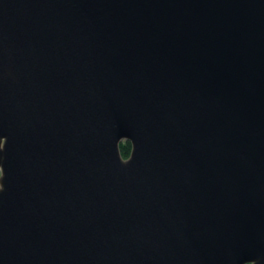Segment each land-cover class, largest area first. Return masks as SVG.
<instances>
[{
    "label": "water",
    "instance_id": "water-1",
    "mask_svg": "<svg viewBox=\"0 0 264 264\" xmlns=\"http://www.w3.org/2000/svg\"><path fill=\"white\" fill-rule=\"evenodd\" d=\"M0 140V264H264V0H0Z\"/></svg>",
    "mask_w": 264,
    "mask_h": 264
},
{
    "label": "trees",
    "instance_id": "trees-1",
    "mask_svg": "<svg viewBox=\"0 0 264 264\" xmlns=\"http://www.w3.org/2000/svg\"><path fill=\"white\" fill-rule=\"evenodd\" d=\"M119 149H120L121 156L123 158H127L129 156L131 146H130L129 142H123V143H120Z\"/></svg>",
    "mask_w": 264,
    "mask_h": 264
},
{
    "label": "clouds",
    "instance_id": "clouds-1",
    "mask_svg": "<svg viewBox=\"0 0 264 264\" xmlns=\"http://www.w3.org/2000/svg\"><path fill=\"white\" fill-rule=\"evenodd\" d=\"M3 143H4V141L0 140V148L3 147ZM3 177H4V170H3V167H0V180H2ZM3 187H4V185L2 183H0V191L3 190Z\"/></svg>",
    "mask_w": 264,
    "mask_h": 264
},
{
    "label": "rangeland",
    "instance_id": "rangeland-1",
    "mask_svg": "<svg viewBox=\"0 0 264 264\" xmlns=\"http://www.w3.org/2000/svg\"><path fill=\"white\" fill-rule=\"evenodd\" d=\"M125 142V141H124ZM121 143H123V142H121ZM123 159H126V158H123Z\"/></svg>",
    "mask_w": 264,
    "mask_h": 264
},
{
    "label": "flooded vegetation",
    "instance_id": "flooded-vegetation-1",
    "mask_svg": "<svg viewBox=\"0 0 264 264\" xmlns=\"http://www.w3.org/2000/svg\"><path fill=\"white\" fill-rule=\"evenodd\" d=\"M128 158V157H127Z\"/></svg>",
    "mask_w": 264,
    "mask_h": 264
}]
</instances>
